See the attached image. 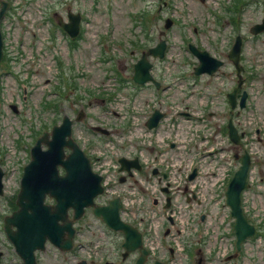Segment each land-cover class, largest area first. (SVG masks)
<instances>
[{
	"label": "rangeland",
	"instance_id": "374dc122",
	"mask_svg": "<svg viewBox=\"0 0 264 264\" xmlns=\"http://www.w3.org/2000/svg\"><path fill=\"white\" fill-rule=\"evenodd\" d=\"M73 1L69 0L66 7L65 4L56 3L55 0H36L33 4L29 3L25 6L24 18L18 22L15 28L8 26L5 28L8 38L13 41L11 45L7 46L9 53H17L19 48L17 46L20 43L27 58H30L31 47H36V50L43 54L41 60L29 64L34 69L32 80L36 89L32 94L26 92L24 101L18 97L23 87V82L19 77L21 67L17 64L14 66L9 64V69L14 74H5L3 76L4 83L3 91L1 92L2 101L0 103V152L3 149L6 150L8 153L5 155L4 160L7 159L10 163L5 160V164L7 167L9 165L14 166L13 170H15L9 171V173L13 171L10 173L12 183L18 185L20 173H16V168L18 165L23 164L22 160L24 162L28 160L26 151L17 147L16 139L17 137H22L25 133L26 138H23V140L27 141V136L28 142L31 140V135L26 134L32 129L31 124L30 122L28 124L21 122V115L29 116V112H31L39 127L47 125L46 128L43 130L41 128V130L49 132L52 128L51 124L55 121L60 122L63 115L66 114L74 118L81 111L83 115L79 121L73 123V127L83 141L95 139L92 125L104 128V126L110 124L111 126L104 129L109 131L110 136L117 138L114 145L118 153H124L126 149L133 151L135 149H143L145 150L144 153L146 152L149 155L148 162H153L155 149L150 146L148 137L155 135L158 143L163 145L162 150L164 152L168 145H164L163 140L169 138L173 133L171 122L169 121L171 115L176 116L178 113L186 115L185 119L189 120V122H183L184 128L180 131L183 135H189V131L193 132L198 126L196 122L200 123L198 122L199 116H202V109L209 102L204 97H201L195 89L201 90L202 93L210 91L211 96L215 95L214 104L209 108V111L211 110L210 112L214 116L207 115L205 117L212 119V121H215V119L219 120L218 123L213 121L214 128L207 129V136L198 142L195 150L219 148L220 144L223 143L222 149L224 151L221 152L226 153V157L229 155L232 157L233 152L242 153L241 148L233 146L229 141L227 142V138L223 134L224 122L226 123L229 118L228 111L225 108V92L235 83V78L230 72H234L233 65L226 60L235 30L228 23L229 14L225 10V6L235 0H165L166 7L160 13L156 12L157 3L155 0H80V3H72ZM245 1L239 17V29L243 37L242 64L255 65L254 68L252 66L254 75L252 79L258 82L257 86L259 88L255 93L257 98H259L256 102V109H259L258 115L264 119V74L262 73V68L264 67V35L259 34L258 38H253L249 32L250 26L264 19V0ZM49 2H52V7L56 9V13L64 19H66L67 10L77 12L75 10L78 9L84 13L83 38L76 43L70 55V51L67 50V45L63 40L59 50L49 48L50 44L46 40L45 28L40 21V14L42 16L44 14L42 9ZM213 9L215 13L210 12ZM143 10L151 11L150 23L147 28L149 34L155 37V41L160 37H165L167 44L170 45L163 61L151 60L153 63L151 70L153 76H165L166 80H168L172 78V75H182L183 71H187L191 76L190 70L195 63V58L189 52L186 54L181 47L183 40L188 39L191 43H199L207 50L212 51L214 55L226 60L221 69L227 73V77L222 74L214 77L204 75L201 77L199 85H196L194 89L188 82L176 83L161 92L160 98L153 95L150 90H139L138 96L133 99L132 91L135 89L130 86L125 87L117 95L114 102L97 95V92L101 91L102 87L104 90H111L117 89L121 85L116 79L115 75L117 73H114L113 69H117L124 77L132 76V66L141 52L140 50L137 53H133V57L131 58L130 56L128 58V54L135 50L132 41L140 44L144 40L142 36L144 32L136 25L133 14L140 13ZM165 17H171L174 24L168 31H165V35H162L161 31L163 30ZM105 34L108 38L104 43H101L99 41L100 36ZM113 39H117L119 43L109 47L106 53L107 55L111 54L110 49L112 48V50L116 51L115 55L119 57L118 60L113 61V64L108 65L106 62H102L100 57H105L104 47H107V44L110 45ZM125 47H127V51ZM54 52H57L59 57H52L51 53ZM54 57L59 58L63 65V62L66 64L64 65V74L68 78L67 85L64 83L60 84L57 79V62ZM6 65L5 71L7 70ZM76 70L82 72V77L74 79V84H69L71 73ZM256 71H259L260 75H257ZM108 75H111L110 79H107ZM58 85L60 90L62 89V95L64 96L60 98L58 93L52 95V99H56L59 104L58 108L55 110L43 108L45 99L42 97V92L49 88L56 92V86ZM162 85L165 84L162 83ZM76 93L80 97L76 98ZM89 94L91 95L89 96ZM92 95L94 96L93 98H91ZM164 95H167L165 99ZM46 98L48 99V97ZM132 102L136 109L144 110L147 114L145 116H133L134 129L129 135H125L123 130H116L115 126L122 123L124 114L130 109ZM11 104L15 105L17 112L10 108ZM258 105L261 108H258ZM154 108L162 110L166 118L157 130L149 132L150 130L145 126V121ZM181 109L184 111L180 112ZM233 120L240 130L246 127L240 118H233ZM180 123L179 119L177 125L180 126ZM190 123H192L191 130L188 129ZM142 132L143 136L140 135ZM132 135L134 137L131 139ZM135 139L140 140V142H135ZM141 139L143 140L141 141ZM121 143L123 146H120ZM231 146H233L232 149ZM164 154L167 156L165 162L174 164L183 162V157L177 158L174 150L168 149ZM1 156L2 154H0ZM184 157L187 156L184 155ZM258 162H260L258 166L259 172L261 177H264V145L259 148ZM207 166H210V161L203 164V168H206L210 173L211 171ZM255 194L261 199L264 196V192L261 191H255ZM225 224L224 222L223 229L222 222H211L210 226L217 227L220 232L223 230V237L225 238L223 251L224 245H228L226 251H229L231 247L234 248V236L231 233L228 236L226 235L230 226ZM90 229L92 230V228ZM91 233L92 231L89 234ZM161 236L162 232L159 233L157 238ZM259 240L254 244L249 241L244 245L243 249L235 255L237 264H264V240L260 242ZM162 243L165 245L166 240ZM52 251L53 253L55 252L53 248ZM53 262L58 264V261L53 260ZM202 264L230 263L224 258H214V260L206 259Z\"/></svg>",
	"mask_w": 264,
	"mask_h": 264
},
{
	"label": "water",
	"instance_id": "95a60500",
	"mask_svg": "<svg viewBox=\"0 0 264 264\" xmlns=\"http://www.w3.org/2000/svg\"><path fill=\"white\" fill-rule=\"evenodd\" d=\"M68 26L74 27L70 30L71 33L76 30L77 16H71V23ZM260 29H264V26L257 27V30ZM163 46V43H160L158 47L150 49L149 53L153 56L162 57ZM234 46L235 51L229 53V58L237 65L239 42H236ZM192 50L196 53L194 48ZM197 54L201 65L197 68L196 73L204 70L212 72L221 64L220 61L209 57L205 53ZM205 66H208V68ZM134 68L133 78L135 81L139 83H144L148 80L153 81L149 73L150 64L144 55L135 64ZM159 117L160 114L156 113L147 123L148 127L154 126ZM69 132L70 121L64 118L60 126H55L52 129V138L50 140H47L45 135L32 147V159L26 165L21 181V192L18 198L20 208L11 217L6 218L7 222L5 225L8 237L13 242L18 254L24 260L20 264H35L34 250L36 248L43 249V243L46 239L61 250H68L71 247V239L74 232L71 226L72 221L68 219V208H73L74 218L79 217L83 206L92 204V196L101 190L98 181H94L86 187L85 185H76L73 190L66 188L69 185L71 176H75L78 170V165L72 158H68L67 160L62 159L63 146L65 145L73 148L74 156L78 153L70 139H65V136H68ZM230 136L237 142L236 131L233 128L230 130ZM41 141L48 144L49 148L46 151L40 149ZM57 163L67 168L68 173L65 178L59 177L56 169ZM121 164L127 171L131 166L139 168L137 160L126 161L121 159ZM248 164L249 158L245 155L242 159V165L235 172L226 191L227 203L231 206L232 215L236 218L234 227L237 246H239L243 239L254 233L253 227L245 220L240 209V194L245 185ZM46 191L55 199V204L45 205L43 203L44 192ZM118 208L119 203L116 199L111 201L108 206L95 207L94 213L98 216L101 215L103 221L113 229H120L125 233L126 249H135L140 246V234L134 227L120 221ZM9 223L14 225L16 230H13ZM143 255H145V251L142 250L141 256ZM142 259L143 257H140L137 264H141ZM156 264L162 263L157 262Z\"/></svg>",
	"mask_w": 264,
	"mask_h": 264
},
{
	"label": "flooded vegetation",
	"instance_id": "af4514ba",
	"mask_svg": "<svg viewBox=\"0 0 264 264\" xmlns=\"http://www.w3.org/2000/svg\"><path fill=\"white\" fill-rule=\"evenodd\" d=\"M12 206L9 202L7 191H3L0 196V213L3 215L0 219V264L18 261V257L11 251L7 244H5L6 237L4 234L5 217L12 214ZM54 256L46 253L36 254V264H53V260L59 259L58 264H77L72 257L67 256L65 253L56 251ZM97 258L82 261L81 264H130L129 257L123 256L120 248V243L117 244L115 250L111 253L106 248L100 249ZM62 259V260H61ZM57 264V263H56Z\"/></svg>",
	"mask_w": 264,
	"mask_h": 264
}]
</instances>
